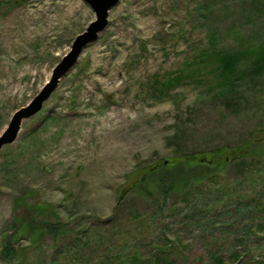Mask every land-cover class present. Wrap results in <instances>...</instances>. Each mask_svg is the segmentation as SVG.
Listing matches in <instances>:
<instances>
[{"label": "rangeland", "instance_id": "1", "mask_svg": "<svg viewBox=\"0 0 264 264\" xmlns=\"http://www.w3.org/2000/svg\"><path fill=\"white\" fill-rule=\"evenodd\" d=\"M256 1L109 9L0 148V264H264V71L242 57L226 75L214 57L262 43ZM94 17L84 0H0V134ZM234 146L241 156L216 167L211 150Z\"/></svg>", "mask_w": 264, "mask_h": 264}, {"label": "water", "instance_id": "2", "mask_svg": "<svg viewBox=\"0 0 264 264\" xmlns=\"http://www.w3.org/2000/svg\"><path fill=\"white\" fill-rule=\"evenodd\" d=\"M94 11V19L89 22L85 30L78 33L71 42L69 51L52 68L49 80L41 90L25 105L16 109L6 128L0 134V148L13 142L17 137L23 119L37 113L43 106L44 101L56 88L60 78L75 64L82 49L95 41L101 30L108 22L109 9L119 0H84Z\"/></svg>", "mask_w": 264, "mask_h": 264}, {"label": "trees", "instance_id": "3", "mask_svg": "<svg viewBox=\"0 0 264 264\" xmlns=\"http://www.w3.org/2000/svg\"><path fill=\"white\" fill-rule=\"evenodd\" d=\"M256 3L257 4L262 3L261 5L264 6V0H257ZM236 48H234V47L225 48L223 50V52H219L216 55H214L216 61L218 62V64L221 67V70L226 75H231L234 73V71H236L237 64L239 63V61L242 57H250L252 59V62L250 64L249 68L247 69L248 71H246V72H250L253 74V76H255L256 74H259L262 71H264V39H263L262 43L257 45L255 48H244L241 50L236 49ZM38 128L36 127L32 130L31 136H34L37 134V132L39 131ZM210 153H211V161L214 163V165L216 167L226 166L233 159H236V158L241 156L239 149L235 146L234 147H228V148L219 147L217 149L211 150ZM195 159H198L196 157L195 153L182 154V155H180L179 160H178V163H179L178 167L182 168L184 166H187V163L189 164L191 162V160H195ZM199 160L205 161V158L200 157ZM215 166L212 169L209 167L210 169L208 168V170L209 171L215 170V168H216ZM151 172H153L152 169L147 170V172H141L143 174L140 176V178L138 177V184L143 185V187H142L143 189H145V185H144L145 182L147 183V182L153 181L152 176H151V174H152ZM157 181L160 184H162V186H163V185H165V182L167 180L163 179V178H159ZM159 183H157V185H159ZM172 184H173V182H172ZM185 184L186 183L184 182L183 185H185ZM133 185L136 186L135 183ZM169 185H171V184H169ZM178 185H179L178 188L182 187V184H178ZM170 188H171V186H170ZM139 189H141V187H139ZM169 191L170 190H168V192ZM214 192H216L218 195H220V193H223L222 190H220V189H216ZM188 193H191V192H188ZM204 208L213 214L216 211L215 206H213L210 203H207V206ZM53 227H55V225H53ZM55 230H57V229H55ZM11 244H12L11 241L10 242L7 241L5 243V245L2 247V252H3L4 256H7L8 258L15 255V250L13 249ZM224 258L225 257H223V256L222 257L219 256V257H217V260L222 263L224 261Z\"/></svg>", "mask_w": 264, "mask_h": 264}]
</instances>
